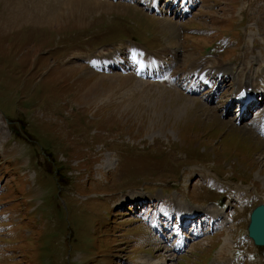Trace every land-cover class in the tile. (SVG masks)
<instances>
[{"label": "rangeland", "instance_id": "1", "mask_svg": "<svg viewBox=\"0 0 264 264\" xmlns=\"http://www.w3.org/2000/svg\"><path fill=\"white\" fill-rule=\"evenodd\" d=\"M141 6L0 0V264H264V248L246 231L251 210L264 201V135L251 118L237 122L223 111L235 80L207 100L174 81H143L125 69L129 62L114 68L121 74L85 61L104 49L124 52L136 38L165 59L175 44V76L203 59L236 73L246 67L252 79L264 70V0H204L185 23ZM160 7L171 10L166 0ZM125 35L132 40L104 44ZM215 161L225 172L210 171ZM221 192L225 209H215ZM151 195L141 214L133 199ZM178 204L231 220L198 236L189 229L186 249L172 255L155 225H169ZM173 233L169 248L179 241ZM227 236L232 243L219 260Z\"/></svg>", "mask_w": 264, "mask_h": 264}, {"label": "bare ground", "instance_id": "2", "mask_svg": "<svg viewBox=\"0 0 264 264\" xmlns=\"http://www.w3.org/2000/svg\"><path fill=\"white\" fill-rule=\"evenodd\" d=\"M134 1V0H130ZM142 1V0H141ZM146 4V7L148 9L153 8L160 11L159 5L161 4L162 0H143ZM202 1V0H200ZM180 3V5H179ZM170 6H172L174 12L175 18L185 19L187 15H189L190 12L195 8V6L198 4V0H169ZM179 5V6H178ZM180 8V10H179ZM168 21V20H167ZM171 21V20H170ZM165 24V23H164ZM172 28L177 29L175 24H171ZM167 26V25H166ZM169 28V27H168ZM175 39V38H174ZM159 51L157 52H140V54L146 55L149 60L145 59L142 56H139V59H143V61L135 62L130 65V62L128 64H125V69H130L131 67L134 68V70L139 73L144 79L152 80V79H160L164 80L167 73H169L170 76H172L170 71L171 67L175 66L180 60V57L178 56L177 59L175 57L177 56V46L172 43V47L167 51V53L171 54V56H165V58H162V55H157ZM160 57L162 59V63H155L158 60L155 59L154 56ZM106 57L99 58L98 62L101 64L102 68H116L118 66H123L125 61H115L111 60L108 61ZM166 61V62H165ZM210 61V60H209ZM165 62V63H164ZM176 62V63H174ZM248 68H241L239 73H236L233 71V68H230L228 66H221L219 65H207V61L200 59L195 61L191 64V67L186 71L185 80L183 81V87L189 88V91L192 93H196L199 91V89L202 87V83L206 85H210V81L207 79V76L211 74L210 80L212 82L219 81V83H223L227 81L230 82L232 79L235 80L236 83V89L233 91V95L231 99L229 100L228 106L224 107V110H227V112L230 113L232 106H237L238 111L236 114H239L238 120H246L249 119V116L253 113H258L260 111L257 106L255 107V102L259 101L260 104L264 102V70L261 72H256V76L252 77L250 79L248 77ZM123 70V69H122ZM262 70V69H261ZM151 73V74H150ZM150 77V78H149ZM195 77V78H194ZM188 80V81H187ZM252 80V82H251ZM179 83L178 79L169 80ZM187 81V82H186ZM186 82V83H185ZM190 83V84H189ZM95 85H92L90 89L84 94V96H87L88 93L95 89ZM252 87V89L250 88ZM242 90H246L243 92ZM214 94H210L208 97L214 98ZM260 131L264 132V121L262 122V126ZM152 197V196H151ZM135 203L142 204L145 201V204L141 207H149V202L152 201V198L150 197H144V198H134L133 199ZM175 210L177 211L179 222H180V229L181 232H186L189 226L193 222H197V218L199 215L204 214H210V218L216 220L223 218L221 214L216 213L215 211L208 212L205 211L202 214H199L201 210L189 208L188 206L183 205H176ZM225 222V221H224ZM223 222L220 223L217 227L222 226ZM227 231H230V227H226ZM232 243L231 236H227L224 239V242L222 243L220 250L217 252V259L221 260L222 257L225 255V253L228 252L230 249ZM165 245V244H164ZM186 245V241L184 239L180 240L175 248V252H179L184 246ZM166 247V245L164 246ZM173 255V254H172ZM216 260H214L213 264H215ZM155 264H166V263H155Z\"/></svg>", "mask_w": 264, "mask_h": 264}, {"label": "water", "instance_id": "3", "mask_svg": "<svg viewBox=\"0 0 264 264\" xmlns=\"http://www.w3.org/2000/svg\"><path fill=\"white\" fill-rule=\"evenodd\" d=\"M249 235L259 246H264V204L258 205L251 213Z\"/></svg>", "mask_w": 264, "mask_h": 264}]
</instances>
